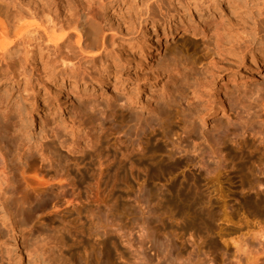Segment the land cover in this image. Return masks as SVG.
Instances as JSON below:
<instances>
[{"label":"clouds","instance_id":"9594fccd","mask_svg":"<svg viewBox=\"0 0 264 264\" xmlns=\"http://www.w3.org/2000/svg\"><path fill=\"white\" fill-rule=\"evenodd\" d=\"M0 264H264V0H0Z\"/></svg>","mask_w":264,"mask_h":264}]
</instances>
